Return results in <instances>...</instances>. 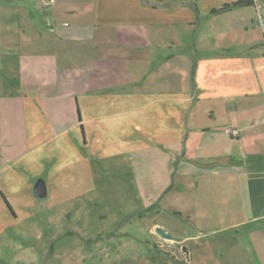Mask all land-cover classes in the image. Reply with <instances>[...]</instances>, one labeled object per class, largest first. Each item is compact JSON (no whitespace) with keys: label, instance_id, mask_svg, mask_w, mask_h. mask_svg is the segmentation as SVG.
Returning <instances> with one entry per match:
<instances>
[{"label":"crops","instance_id":"crops-1","mask_svg":"<svg viewBox=\"0 0 264 264\" xmlns=\"http://www.w3.org/2000/svg\"><path fill=\"white\" fill-rule=\"evenodd\" d=\"M232 1L0 0V193L8 204V184L27 189L35 178L46 197L65 153L172 147L176 173L201 180L199 235L232 233L211 264H264V94L199 99L203 91L193 89L202 59L264 55L252 5L211 12ZM190 34L193 52L162 53ZM190 145L198 160L186 158ZM84 157L72 167L89 175ZM212 191L220 193L214 204ZM171 235L159 246H179L192 264L202 248L187 249L195 236Z\"/></svg>","mask_w":264,"mask_h":264},{"label":"rangeland","instance_id":"rangeland-1","mask_svg":"<svg viewBox=\"0 0 264 264\" xmlns=\"http://www.w3.org/2000/svg\"><path fill=\"white\" fill-rule=\"evenodd\" d=\"M196 36L182 35L162 53H191ZM195 147L190 145L186 158L198 160ZM83 153L90 161L89 175L82 165L72 167V161L86 158ZM176 157V149L158 146L95 155L68 152L63 173L48 176L46 197L32 194L36 178H29L30 189L22 182L8 184L14 215L0 196V264H183L179 246H159L160 235L151 231L154 224L173 235L195 236L187 249H195L194 242L202 248L192 255V264L215 262L217 242H230L232 233L199 235L204 228L201 180L180 177ZM219 194L212 191L208 201L216 203Z\"/></svg>","mask_w":264,"mask_h":264},{"label":"trees","instance_id":"trees-1","mask_svg":"<svg viewBox=\"0 0 264 264\" xmlns=\"http://www.w3.org/2000/svg\"><path fill=\"white\" fill-rule=\"evenodd\" d=\"M246 5H252V0H235L211 12L216 14ZM193 82L203 90L199 99L264 94V55L255 58L202 59L193 71ZM0 194L12 212L7 200Z\"/></svg>","mask_w":264,"mask_h":264},{"label":"built area","instance_id":"built-area-1","mask_svg":"<svg viewBox=\"0 0 264 264\" xmlns=\"http://www.w3.org/2000/svg\"><path fill=\"white\" fill-rule=\"evenodd\" d=\"M252 6L255 12V25L261 31L262 42L264 45V0H252ZM228 132L232 137H236L238 135L237 129H228Z\"/></svg>","mask_w":264,"mask_h":264},{"label":"water","instance_id":"water-1","mask_svg":"<svg viewBox=\"0 0 264 264\" xmlns=\"http://www.w3.org/2000/svg\"><path fill=\"white\" fill-rule=\"evenodd\" d=\"M33 195L37 198H42L46 195V187H45V183L42 179H38L35 181V183L33 185ZM155 232L164 239H172L173 238L170 233H168L167 231H165L162 228H159V227L155 228Z\"/></svg>","mask_w":264,"mask_h":264}]
</instances>
